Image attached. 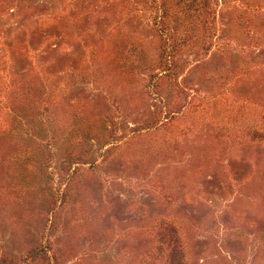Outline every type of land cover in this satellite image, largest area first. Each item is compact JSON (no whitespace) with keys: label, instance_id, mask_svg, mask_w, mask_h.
<instances>
[{"label":"rangeland","instance_id":"1","mask_svg":"<svg viewBox=\"0 0 264 264\" xmlns=\"http://www.w3.org/2000/svg\"><path fill=\"white\" fill-rule=\"evenodd\" d=\"M13 261L264 264V0H0Z\"/></svg>","mask_w":264,"mask_h":264},{"label":"trees","instance_id":"2","mask_svg":"<svg viewBox=\"0 0 264 264\" xmlns=\"http://www.w3.org/2000/svg\"><path fill=\"white\" fill-rule=\"evenodd\" d=\"M174 57H175V53H174V50L173 49H166L164 51V55L162 57V62L166 63V67H167V73H171L172 71H175L176 70V67H178V65L176 64H173L174 63ZM171 66V67H170ZM14 263V261H13ZM12 264V262L10 263ZM16 264V263H14Z\"/></svg>","mask_w":264,"mask_h":264}]
</instances>
